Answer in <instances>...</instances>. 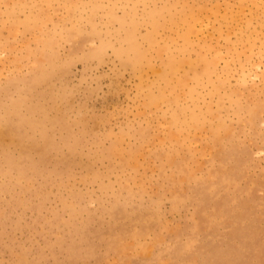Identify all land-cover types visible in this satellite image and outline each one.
<instances>
[{"label": "rangeland", "instance_id": "374dc122", "mask_svg": "<svg viewBox=\"0 0 264 264\" xmlns=\"http://www.w3.org/2000/svg\"><path fill=\"white\" fill-rule=\"evenodd\" d=\"M0 264H264V0H0Z\"/></svg>", "mask_w": 264, "mask_h": 264}]
</instances>
